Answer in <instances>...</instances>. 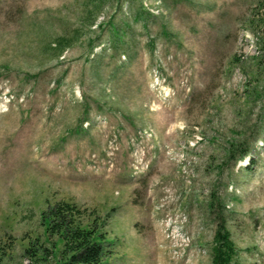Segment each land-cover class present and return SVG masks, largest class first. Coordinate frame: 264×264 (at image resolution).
<instances>
[{"label":"rangeland","instance_id":"obj_1","mask_svg":"<svg viewBox=\"0 0 264 264\" xmlns=\"http://www.w3.org/2000/svg\"><path fill=\"white\" fill-rule=\"evenodd\" d=\"M62 201L101 264H212L220 218L264 264V0H0V264L60 263Z\"/></svg>","mask_w":264,"mask_h":264},{"label":"trees","instance_id":"obj_2","mask_svg":"<svg viewBox=\"0 0 264 264\" xmlns=\"http://www.w3.org/2000/svg\"><path fill=\"white\" fill-rule=\"evenodd\" d=\"M111 28L114 37L121 40L117 34L118 28L113 24ZM249 152L242 147H232L228 155L235 157L239 153V158L244 159ZM213 208L212 205V211ZM89 216L94 219L90 221ZM42 222L48 239L55 238L62 245L59 264H101L111 254L106 234L100 229V219L88 209H82L73 203L58 202L49 205L42 213ZM213 244L212 264H238L239 251L227 227L226 219L220 218L217 222ZM55 247L57 248L56 243ZM27 253L30 257H37L36 248L29 249Z\"/></svg>","mask_w":264,"mask_h":264},{"label":"bare ground","instance_id":"obj_3","mask_svg":"<svg viewBox=\"0 0 264 264\" xmlns=\"http://www.w3.org/2000/svg\"><path fill=\"white\" fill-rule=\"evenodd\" d=\"M162 160V159H161ZM167 162V161H166ZM164 163H165V160H164ZM160 165H164V164H160ZM161 168V167H160ZM169 171V170H168ZM157 178V177H156ZM169 195V194H168ZM162 242V239L160 238L159 239V241H157L156 242V244L157 245H159V243H161ZM180 259V258H179ZM185 264H194L193 262H192V260H190V259H186V261H185Z\"/></svg>","mask_w":264,"mask_h":264}]
</instances>
